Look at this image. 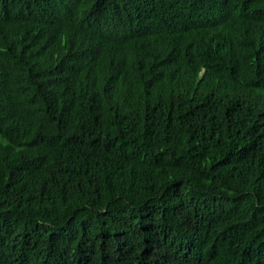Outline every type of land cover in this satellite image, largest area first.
<instances>
[{
	"label": "trees",
	"instance_id": "trees-1",
	"mask_svg": "<svg viewBox=\"0 0 264 264\" xmlns=\"http://www.w3.org/2000/svg\"><path fill=\"white\" fill-rule=\"evenodd\" d=\"M0 264H264V0H0Z\"/></svg>",
	"mask_w": 264,
	"mask_h": 264
}]
</instances>
